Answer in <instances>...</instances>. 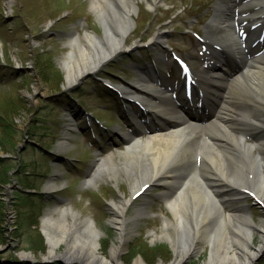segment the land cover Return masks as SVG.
I'll return each instance as SVG.
<instances>
[{
  "label": "rangeland",
  "instance_id": "374dc122",
  "mask_svg": "<svg viewBox=\"0 0 264 264\" xmlns=\"http://www.w3.org/2000/svg\"><path fill=\"white\" fill-rule=\"evenodd\" d=\"M89 1L0 0V264H101L88 257L70 261L45 258L48 245L41 219L58 206L78 212L80 221L93 219L101 232L99 253L112 261L111 248L120 242L112 203L129 199L127 179L118 174L114 180L100 177L95 185L82 184L101 154L116 153L117 159L118 152L125 149L114 130L121 125L122 138L131 135L125 120L132 105L102 80L114 87L134 84L141 71L152 67L162 80L179 84L181 72L169 59V50L180 53L196 72L204 65L206 45L191 31L203 36L211 15L209 4L214 0H154L151 7V0H135L137 12L132 13L134 25L126 49L68 86L61 64L68 51V35L83 36L85 31L104 35ZM246 12L252 13L251 7ZM80 20H84L82 25L76 24ZM245 23L244 31L250 33L253 19L248 16ZM158 33L164 35L166 57L151 45ZM261 40L264 42V33ZM256 48L251 46L249 51ZM68 111L78 119L72 125L75 131L65 127ZM247 139L252 141L251 136ZM62 140L68 145H61ZM50 182L56 189L47 188ZM162 191L150 188L126 209V245L118 253L123 264H134L139 258L144 264H171L174 260L171 244L159 237L164 231L163 220H173L159 196ZM239 206L257 226L250 250L257 249L264 233L258 229L264 224V207L252 198L233 204L235 209ZM198 247L183 264L207 263L209 246L198 242ZM65 251L64 243L55 250L56 254ZM234 252L239 254L236 249ZM251 264H264V248Z\"/></svg>",
  "mask_w": 264,
  "mask_h": 264
},
{
  "label": "bare ground",
  "instance_id": "6f19581e",
  "mask_svg": "<svg viewBox=\"0 0 264 264\" xmlns=\"http://www.w3.org/2000/svg\"><path fill=\"white\" fill-rule=\"evenodd\" d=\"M89 3L101 21L104 35L85 31L83 36L74 32L68 36L65 42L68 51L61 60L68 86L125 50L134 25V0ZM154 3L151 0L148 6ZM246 6L257 7L254 15L264 13V0L246 4L221 0L205 26L208 51L204 66L196 73L187 70L186 74L193 81L204 79L214 83L217 92L203 98L205 102L200 109L189 110L186 119L166 122L164 111L171 103L167 96L170 89H157L154 70L141 72L134 84L118 86L124 102L141 107L151 115V121L144 131L123 139L125 149L118 152L117 159L116 153L101 154L83 180L82 186L88 187L100 177L114 180L122 174L127 179L129 199L112 203L120 229L119 245L111 248L112 261L99 253L101 232L93 219L80 221L78 212L60 206L48 210L41 219L48 245L46 259L70 261L72 257H88L101 264H123L118 253L126 245L125 211L136 196L153 187L162 188L159 196L173 217L163 220L164 231L159 236L173 248L175 257L171 264H183L196 254L198 242H205L210 248L205 264H251L264 248V224L258 227L263 233L261 243L250 250L257 226L243 206L233 207L244 198H252L264 206V51L258 56L243 51L244 44L253 43L259 35L252 33L245 41L240 36ZM165 43L164 35L159 33L151 39V45L161 54H165ZM230 62L237 63L236 70L227 68ZM181 89L183 93V84ZM60 144L68 142L62 140ZM56 187L52 182L47 185L51 190ZM61 243L66 251L56 254ZM134 264L144 263L139 258Z\"/></svg>",
  "mask_w": 264,
  "mask_h": 264
},
{
  "label": "water",
  "instance_id": "95a60500",
  "mask_svg": "<svg viewBox=\"0 0 264 264\" xmlns=\"http://www.w3.org/2000/svg\"><path fill=\"white\" fill-rule=\"evenodd\" d=\"M9 263H10V262H9ZM58 263H59V264H63V262H62V261H58Z\"/></svg>",
  "mask_w": 264,
  "mask_h": 264
}]
</instances>
